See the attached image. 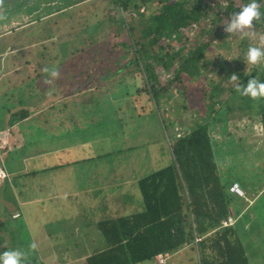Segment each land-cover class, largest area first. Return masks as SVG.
<instances>
[{
	"label": "rangeland",
	"instance_id": "374dc122",
	"mask_svg": "<svg viewBox=\"0 0 264 264\" xmlns=\"http://www.w3.org/2000/svg\"><path fill=\"white\" fill-rule=\"evenodd\" d=\"M135 1L142 5L135 11L131 10L130 12L124 11L121 13V10L112 5L110 0H82L59 12L55 11L44 15L40 21L25 22L27 16H24L21 22L11 24L14 27V32L11 34L22 39L20 48L14 45L13 36L2 37L3 41L8 42L6 44H10L13 48L16 47V50L11 51L9 49V52L0 53V60L3 61L0 64V97L1 94L9 92V88L16 81L17 86L14 88L16 90L11 95L12 101L15 103L18 101L19 92L21 93L20 101L26 100L27 103L21 106L16 105L12 109V113L23 108L27 109L30 114L23 121L14 123L7 128L0 145L9 150L20 148L26 142H29L30 144L23 150V154H30L26 160L29 161L28 169L32 170L33 173L21 178L30 184H47L49 182L50 185L61 189L60 191H54L59 193L60 197L54 202L58 213L54 211L53 216H49L53 219H60V222L54 221L47 228L48 230H59V232H56L51 238L52 241L49 242L52 243L53 252L56 253V256L60 254V258L66 252L74 264H85L84 259H80L79 256L90 254L93 248L100 245L102 235L96 225L97 220L105 218L107 215L115 216V211L141 203L139 194L133 189L132 179L134 180V174L138 175L135 171L140 170L139 166L144 163L142 160L145 159L146 155L148 154V157L152 159V165L149 164L151 168L147 171L156 168L157 162H159L157 161L159 160L156 153L158 151L154 141H156L155 134L160 132L163 127L158 122L159 120L156 121L157 118L149 121L151 112L148 110H151L154 104L149 100L148 95L137 94V91L142 89L144 82V75L140 67L141 63L138 62L139 56L133 53V48L121 47L120 44L130 43V39L136 40V35H140L142 39L147 40L145 30H141L143 13H145L147 6L159 9L160 4L158 1L160 0ZM234 1L240 2L239 0ZM205 2L213 8L215 3L223 4L226 0H205ZM210 11L211 13L214 12L213 9H209V13ZM117 15L122 16L129 24L133 25V38L129 37L126 31L127 27H124V29L126 28L125 32L122 28L121 33L118 36L115 35L116 26L111 23V20ZM187 16L189 20L193 19L194 21L191 14H187ZM45 19L53 29L54 25L58 24V30L54 29L52 31L54 34L52 40L39 39L43 34L40 36L35 31L34 34L29 33ZM8 28L9 25H4L0 29L4 33H0V35L8 34ZM193 28H195V25L190 24L184 28L185 30H181L183 39L170 43L166 50L175 53L179 48L181 49L182 43H185L184 45L189 49L193 48V43L200 44L197 42L201 41V37L196 38V31ZM258 29L259 26H255L253 29H234L231 31L232 33L225 32L223 36L226 37L225 39L231 47L230 50L224 51L225 48L215 49L212 46L209 51L214 55L206 53V57H214L218 61L222 58H225V60L237 58L240 51L238 48L239 43L235 42L238 38L241 39V36L248 37L246 39L247 43L249 42L251 45L264 50V41L261 39L264 34L256 31ZM95 30L97 32L92 46H88L83 52H78L74 56L67 55V50L72 49L70 43H73L79 37L89 36ZM241 32L242 34H240ZM1 36L0 39H2ZM76 43H80L79 39ZM235 48H238V50ZM187 55L188 52L185 53L184 57L187 58ZM147 57L150 60L151 56L148 55ZM148 59L144 58L143 62L146 63ZM258 62L260 68L253 78L261 81V75L264 76V59ZM180 64V58L177 56L172 61L169 71H163L161 67L155 66L154 71L159 75L158 80L172 79V74L175 73ZM54 65L56 66V76L45 72L46 67ZM224 69L230 70L228 67ZM245 69L248 72L247 68ZM212 70L210 69V71ZM185 76L188 78L187 75ZM205 76L208 79L212 77L215 81L222 78L213 75L209 70ZM240 78L238 77L239 83L242 81ZM204 79V76L199 78L197 86L194 85L195 82L190 83L192 93L185 98L181 96L184 92L182 88L179 92L172 90L175 92L174 95L171 94L174 96L173 100L183 103L187 108L181 111L182 108L179 107L177 111L175 110L176 106L170 100L168 102L170 104L164 106L165 110L170 109V116L172 117V125L165 130L164 138L169 136L181 137L183 131L186 134L192 125V121L196 119V112L202 113L205 110L203 100L205 97L202 98L204 87L201 85V81ZM227 80V77L222 79L221 85L228 92L236 88L237 82H228ZM13 81L14 83H11ZM55 84L61 85L56 87ZM169 96L163 97V100L166 102ZM131 100H133V105L130 104ZM238 103L237 98L233 97L228 99L222 106H219L222 113L215 117L217 123L211 125L210 136L215 139L216 149H214L216 154H221L220 171L222 177H227L226 174L234 175L239 188L243 191L242 204H239L235 197L232 206L234 214H239L240 210H244L241 212L243 213L241 214V216L243 215V221L241 226L238 225L237 228L245 227L250 235L254 232L253 236L249 235L246 240H250L253 244L255 251L254 264H264V195L261 196L259 201L256 200L261 191H264V187L262 189L264 182V124L256 123L253 130L248 127L247 131H241L239 127L243 126L242 119L248 117V114H244L245 110L242 108H237ZM159 104H161L160 110L157 113L163 116L165 114L162 110V100L159 101ZM225 106H228L227 109H225ZM113 107L118 109L117 114H115ZM250 115L254 118H263V114L257 111H253V113L250 111ZM140 117H142L141 120H139ZM7 119L8 115H4V120ZM68 120L74 125H79L75 127L77 133L65 137L68 130L64 124H68ZM40 132L44 133L41 134ZM231 136L232 142L230 141ZM45 137L50 140L49 145L44 144ZM40 138L43 140L41 141ZM227 138L228 145L233 147L230 157L234 158L229 165L225 163L228 155H225L223 151L226 149L227 143L224 140H227ZM241 146H247V148ZM122 147L132 149L130 161L133 165L129 164L126 155L123 153L115 156L105 155ZM66 148L65 153L60 152ZM53 149H56L58 153L53 154ZM45 150H50L48 160L44 159ZM38 151L41 152L38 153ZM0 154L3 155V153ZM35 154L37 155L35 156ZM63 154L71 158L79 157L80 160L85 158V160L69 167L49 169L48 166L66 160ZM170 154L165 155L164 158L172 159ZM33 156L35 157L32 161ZM2 158L0 156L1 179L6 175L1 168L14 167V169H18L15 168L18 163H13V160H7L6 163H3L5 157ZM23 161L24 159L22 163ZM18 162L21 163V161ZM30 162L32 163L30 164ZM45 164H48L45 169H39ZM145 164L147 165L146 162ZM29 193L33 195L30 188L22 196L25 197ZM238 194L240 195V193ZM255 200L256 203L252 211L245 213ZM124 210H120L119 213L124 212ZM18 215L14 214L13 217H18ZM230 215L233 222L239 219L233 217L232 213ZM252 215L254 220L251 219ZM22 222L24 227H21L20 231L29 232V225L25 218H22ZM255 222L257 228L253 230L252 226ZM15 223V226L19 227L20 221L16 220ZM14 224L11 225L8 222L6 224L7 229L11 228L13 230ZM76 229L78 232L80 231L78 234L74 231ZM82 231H85L83 232L85 234L89 233V239L84 241L85 247L71 252L66 251L64 248L67 242L63 239L61 241L60 237L80 236ZM30 240L33 243L34 240ZM82 242L83 239L80 243ZM35 247L36 252L33 256H23L22 264L32 260H40L39 254L44 249H40L37 239ZM26 253L29 254V251H26ZM185 254L187 253L180 251L170 259L169 264H190ZM56 256L53 254L42 259V262L49 264L52 260L55 261ZM75 258L76 260H74ZM155 263L162 264L164 259L160 258Z\"/></svg>",
	"mask_w": 264,
	"mask_h": 264
},
{
	"label": "trees",
	"instance_id": "16d2710c",
	"mask_svg": "<svg viewBox=\"0 0 264 264\" xmlns=\"http://www.w3.org/2000/svg\"><path fill=\"white\" fill-rule=\"evenodd\" d=\"M80 1L82 0H0V29L4 25H9L7 32L11 34L14 32V27L11 24L21 22L24 16H27L25 22L40 21L44 15L55 11L59 12ZM110 1L112 5L121 10V13L124 11H135L142 5L135 0ZM140 1L143 2V0ZM239 1L226 0L223 4L215 3L212 8L205 0H160L158 1L160 4L159 9L147 6L145 13H143L141 30H145L147 40L142 39L140 35H136V40L130 39V43L120 44L121 47L133 48V53L139 56L138 62L141 63L140 67L144 75V82L142 89L137 91V94L148 95L149 100L154 104L151 110H148L151 112L149 121L157 118L156 121L159 120L158 122L163 127L160 132L155 134L156 141H154L158 151L156 152L159 159L157 161L159 162H157L156 168L147 171L152 165V159L147 154L145 159L142 160L144 163L139 166L140 170L142 169L141 172L140 170H134L138 175L134 174L132 185L140 196V204L121 208L114 212L115 216L107 215L105 218L97 220L96 225L102 238L100 245L93 248L91 253L85 258V264H156V256L158 257V255L164 256L165 263L169 264L170 259L180 251L187 253L185 255L190 264H254L253 256L255 251L253 244L250 240H246L250 234L245 227L237 228L238 225L241 226L243 221V215L241 216L243 213L241 212L244 210H240L239 214H234L232 209L235 197L239 204H242L243 197L241 196H243V191L239 188L242 192L240 195L230 192V187L233 184L238 185V182L234 175L226 174L225 176L227 177H222L220 171L221 154H216L215 139L210 136L211 125L217 123L215 117L222 113L219 106H222L228 99L233 97L239 101L237 108H242L245 110L244 114H248V117L243 116V126L239 127L241 131H247L248 127L253 130L256 123L264 124V97L251 98L248 95H241L240 92L236 91V88L227 92L221 85V80L225 77L228 78V82H231L230 76L232 74L239 78L243 74L240 78L242 80H240L241 85H245L249 79L255 76L260 68V63L249 64L246 60V51L248 47L256 46L251 45L249 42L247 43L246 39L248 37L241 36V39L238 38L237 42H235L239 43L240 55L237 58H230V60L222 58L218 61L214 57H206V53H210L209 49L212 46L215 49L221 47L225 48L224 51L230 50L231 47L228 45L226 37L223 36L225 32L227 33L225 29L229 24V15L232 12H238L240 7L251 2V0ZM256 2L262 15L258 20H254L251 27L248 28L253 29L255 26H259L256 31L264 34V0H256ZM209 9H213L214 12L211 13L210 11L209 13ZM187 14H191L194 21L193 19L189 20ZM111 23L116 26V36L121 33L122 28L124 31L126 30L124 27H127L126 31L129 37L133 38V25L129 24L122 16L117 15L111 20ZM190 24L195 25L193 29L196 31V38L201 37V41L197 42L200 44L193 43V48L189 49L184 45L185 43H182L181 49L179 48L177 52L171 53V50L167 51L166 49L170 43L183 39L181 30H185L184 28ZM57 25H54L56 30H58ZM54 29L49 26V22L45 19L35 26L34 30H32L33 32L29 31V33L34 34L35 31L40 36L43 34L39 39L52 40V36H54L52 31ZM0 31L1 34L4 33H2V30ZM96 32L95 30L89 36L75 39L73 43H70V48L72 49L67 50V55L74 56L78 52H83L88 46H92L93 42H95ZM8 34L0 36L1 38L13 36L14 45L20 48L22 39L17 35ZM43 36L45 37L42 38ZM3 38L0 39V53L9 52V49L13 51V47L10 44H6L8 42L3 41ZM78 39L80 43H76ZM144 40L146 42L143 43ZM238 48L235 49L238 50ZM182 51L184 55L188 52L187 58L184 57ZM261 51L264 50L261 49ZM148 55L151 56L150 60L147 57ZM177 56L180 58L181 64L175 70V73L172 74L173 78L169 80L163 79V81L158 80L159 75L154 71V67H161L163 71H169L172 61ZM144 58L148 59L146 63L143 62ZM1 63L3 61L0 60ZM227 67L230 70L224 69ZM245 68H247L248 72ZM46 69L48 71L45 72L49 74L56 70V66H48ZM210 69L213 70L210 71ZM208 70L218 78H222L216 81L212 77L210 79L206 78L205 75L208 74ZM222 73L224 74L223 76L221 75ZM181 74L183 75L181 76ZM184 75H187L188 78L184 77ZM202 76L205 77L201 81V85L204 87L202 98L205 97L203 98L205 110L202 113L196 112V119L192 121V125L186 134L183 131L181 137L175 136V138L172 136V138L169 136L164 138L165 130L172 125L170 109L165 110L164 106L170 104L168 103L170 100L176 106L175 110L178 111L180 107L182 108L180 110L184 111L187 107L183 103L174 101L173 95L182 88L184 92L181 96L183 98L189 96L192 93L190 83L195 82L194 85L197 86V81ZM184 78L186 80H183ZM261 81H264L263 74L261 75ZM11 83H14V81ZM60 85L55 84L56 87ZM16 86L15 81L12 87L9 88L10 91L1 94L2 96L0 97V142L3 140L9 126L23 121L30 114L27 109L23 108L17 109L16 112L12 113V109L16 105L21 106L27 103L26 100L20 101L21 93L19 92L18 101L16 103L12 101L11 95L15 92L16 89L14 88ZM172 90H175V92ZM52 94L54 95L55 93ZM168 95H170L169 99L165 102L163 97ZM161 100L163 103L162 110L165 114L163 116L157 113L160 110L161 104H159V101L161 102ZM132 101H130L131 105H133ZM244 103L245 105H243ZM227 107L225 106V109ZM113 109L115 114H117L118 109L115 107ZM142 110L146 111L145 109ZM250 111L252 113L253 111L261 112L263 118L251 117ZM4 115H8L7 120H4ZM258 116L260 115L258 114ZM78 125H74L70 121L68 124H64L68 130L65 133L67 135L65 137L77 133L75 127ZM232 136L230 138L231 142ZM40 139L41 141L43 140L42 138ZM45 139L43 141L44 144L49 145L50 140H47L46 137ZM165 141L166 144L164 145ZM224 141L227 145L223 151L225 155H228L225 163L229 165L230 161L234 159L230 157L233 147L228 145V138ZM28 144L30 143L26 142L20 148L9 150L5 146L0 148V153H3L0 156L5 157L3 163H6L7 160H13V163L20 165L23 159L27 161L26 159H28L30 154H23V150ZM241 147L247 148V146ZM66 150L67 148L60 152L65 153ZM52 151H54L53 154L57 152L56 149ZM163 151L165 154L162 153ZM38 152L40 153L41 151ZM45 153L49 154L50 150H45ZM121 153L126 155L130 164L132 149L122 147L105 155L115 156ZM169 153H171L172 159L168 160V157L164 158V156ZM64 157L66 160L56 162L55 165L48 168L51 170L65 168L85 160V158L80 160L79 157L71 158L65 155ZM18 161H21V163ZM150 163L151 165H149ZM263 187L264 182L262 189ZM262 195H264L263 190L256 200L259 201ZM256 200L245 213L252 211ZM120 210H124V212L119 213ZM231 213L233 217L239 219L236 222L224 225L223 222L231 216ZM252 218L254 220L253 215L251 216ZM252 227L255 230L257 223L255 222ZM257 232L258 230L256 234ZM253 234L254 232L250 236H253ZM24 264L42 263L32 260Z\"/></svg>",
	"mask_w": 264,
	"mask_h": 264
},
{
	"label": "crops",
	"instance_id": "0c3cea01",
	"mask_svg": "<svg viewBox=\"0 0 264 264\" xmlns=\"http://www.w3.org/2000/svg\"><path fill=\"white\" fill-rule=\"evenodd\" d=\"M13 50H16V47L13 48ZM174 134L176 133L174 132ZM37 154H35V156ZM49 154H44L45 160H48ZM28 162L29 161H23V163L20 165L15 166V168L18 169H14V167H9V169L1 168L6 175L5 178H0V250L3 252L5 250L16 249L21 251L24 255L33 256L36 252L35 242L37 239L40 249H44V251L39 254V261L44 264L42 259L50 257L53 254L56 256V253L53 252L54 248L52 243L49 241H52L51 238L56 232H59V230H48L47 228L48 226L50 227L54 221L60 222V219H53L49 216H53L54 211L55 213H58L56 211V205H54V202L60 197L59 193H55L54 191H60L61 189L50 185L49 182H47V184H30L24 181L21 178L22 176L26 177L33 173L32 170L28 169ZM31 163L32 162H30V164ZM46 165L48 164H45L42 168L45 169V167H47ZM53 165L55 164H52L48 167ZM17 178L19 180H15ZM29 188L31 189L33 195L29 193L23 197V193H25L26 190H29ZM9 214L10 217L8 218ZM14 214L19 215L18 217H13ZM22 218H25V221L29 225V232L24 233L20 231V228L24 227ZM16 220L20 221L19 227L15 226ZM8 222L11 225L15 223L13 230L11 228L9 230L7 229L6 224ZM74 231L77 232V234L80 232H78L77 229ZM83 232L85 231H82V235H77L76 237H74V235H72L70 238H68V236H64L63 238L60 237L61 241L63 239L67 242L64 249L71 252L78 248H84V241L89 239V233L85 234ZM30 239L34 240L33 243ZM81 239H83L82 243H80ZM48 250L50 252H47ZM26 251H29V254H27ZM88 255L89 254L80 255L79 257L80 259L83 258L85 261V258ZM59 256L60 254L56 256L55 261L52 260L49 262V264H74L73 260L68 256V253L64 252L62 254L63 258H59ZM74 260H76V258Z\"/></svg>",
	"mask_w": 264,
	"mask_h": 264
},
{
	"label": "clouds",
	"instance_id": "9594fccd",
	"mask_svg": "<svg viewBox=\"0 0 264 264\" xmlns=\"http://www.w3.org/2000/svg\"><path fill=\"white\" fill-rule=\"evenodd\" d=\"M261 15L262 13L258 9L256 0H251V2L240 7L238 12L230 13L229 24L225 31L231 32L233 29L240 30L251 27L252 22L254 20H258ZM261 39L264 41V37ZM261 59H264V51H261L259 47H248L246 51V60L249 64H255ZM44 70L48 71V69ZM50 74L52 76L57 75L55 71H52ZM230 80L237 82L235 86L236 91L240 92L241 95H248L251 98L264 97V81L251 78L245 85H241L238 81V77L235 74L230 76ZM3 178H5V176ZM23 256L24 254L19 250H5L0 252V264H22Z\"/></svg>",
	"mask_w": 264,
	"mask_h": 264
},
{
	"label": "built area",
	"instance_id": "2783aa9c",
	"mask_svg": "<svg viewBox=\"0 0 264 264\" xmlns=\"http://www.w3.org/2000/svg\"><path fill=\"white\" fill-rule=\"evenodd\" d=\"M2 147H3V146H2ZM2 147H1V145H0V148H2ZM231 191H232V192H235V193H240V194H242V193L240 192L239 187H238L237 184L232 185V187H231ZM232 222H233V218H232V216H229V217L226 219V221L223 222V224L226 225L227 223H232ZM160 258H163V259H164V256H162V255H158V257L156 256V260H157V261H159ZM159 263H160V262H159ZM162 264H166V263H165V259H164V263H162Z\"/></svg>",
	"mask_w": 264,
	"mask_h": 264
}]
</instances>
